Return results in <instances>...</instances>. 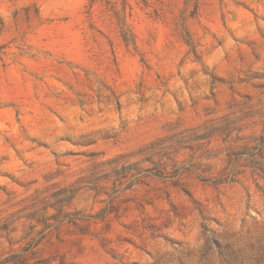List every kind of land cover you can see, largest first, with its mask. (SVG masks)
I'll list each match as a JSON object with an SVG mask.
<instances>
[{
    "label": "rangeland",
    "instance_id": "rangeland-1",
    "mask_svg": "<svg viewBox=\"0 0 264 264\" xmlns=\"http://www.w3.org/2000/svg\"><path fill=\"white\" fill-rule=\"evenodd\" d=\"M0 264H264V0H0Z\"/></svg>",
    "mask_w": 264,
    "mask_h": 264
}]
</instances>
